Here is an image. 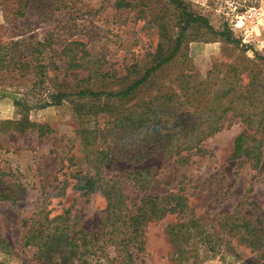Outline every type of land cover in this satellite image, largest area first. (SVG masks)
<instances>
[{"label": "rangeland", "instance_id": "rangeland-1", "mask_svg": "<svg viewBox=\"0 0 264 264\" xmlns=\"http://www.w3.org/2000/svg\"><path fill=\"white\" fill-rule=\"evenodd\" d=\"M132 1L124 7L116 0H0V193L15 199L0 197V264H45L34 247L24 245L23 226L24 217L42 204L54 214L69 209L79 228L99 236L107 199L100 191L83 194L73 188L77 173L95 172L91 165L97 156L86 137L108 125L110 113L147 101L161 86L173 88L185 61L202 76L212 67L220 77L234 68L229 75L238 74L241 86L256 81L264 93V0H184L214 27L231 28L248 48L192 24L176 60L135 99L74 97L23 114L15 101L46 95L52 87L94 83V88L111 89L101 82L104 73L128 79L142 73L158 42L153 12L164 15L175 35L185 24L182 11L169 0ZM12 43L17 45L7 46ZM9 59L14 65L7 64ZM79 65L93 67L89 82L83 81L92 68ZM23 116L31 126L16 124ZM245 129L241 122L226 125L202 143L205 152L187 161L164 149L129 160L117 136L99 140V149L110 145L117 151L99 160L98 172L121 188L128 204L151 195L184 198V205H173L174 212L148 224L130 262L124 248L108 244L114 259L106 264H264V140L261 166L241 163L233 146ZM251 225L258 229L250 231Z\"/></svg>", "mask_w": 264, "mask_h": 264}, {"label": "trees", "instance_id": "trees-1", "mask_svg": "<svg viewBox=\"0 0 264 264\" xmlns=\"http://www.w3.org/2000/svg\"><path fill=\"white\" fill-rule=\"evenodd\" d=\"M169 1L182 11L185 24L175 35L169 21L161 12L151 14L158 30V42L155 51L149 54L150 61L138 76L133 79L111 77L108 72L103 74L101 82L111 89L103 86L94 88V83L90 87H82V85H74V87L66 85L65 88L57 89L52 87L46 95L43 94L32 100L15 101L16 106L27 115L32 108L60 105L74 97L98 101L101 98L108 101L114 99L123 103L133 100L153 81V77L164 66L176 60L182 50L186 30L192 24H201L214 36H219L228 43L242 44L245 49L248 48L234 36L231 28L214 27L206 17L191 11L184 0ZM116 2L118 6H133L132 0H116ZM14 45L17 43L7 46L12 48ZM10 60L7 64L14 65ZM184 63V68L175 78L176 85L173 87L175 89L171 86H161L147 101L138 100L115 116L110 113L106 117L108 125L99 127L92 136L86 137L87 144L94 147L97 156L91 165L95 172L77 173L73 188L83 194L100 191L107 199L108 207L99 236H92L79 228L78 216L71 214L69 209L63 210L61 214H54L53 209H48L42 204L32 214L24 217L23 226L27 229L24 245L34 247L35 255L42 258L45 264H89L91 261L94 262L93 264H101V262L106 264V261L114 259L107 251L110 243L124 248L128 253L127 261L130 262L134 249H141L143 241L139 239L142 238L148 224L174 212L177 206L173 205H184V198L178 194L145 196L139 201H131L128 204V198L121 188L110 180L105 181L98 172L102 164L99 160L102 157L108 160L117 151V146L110 145L99 149L97 143L101 139L107 142L108 139L117 136V144L122 143L123 146L121 154H127L129 160H136L138 156H141L139 159L143 158V155L147 157L154 151L164 149L166 154L173 153L180 160L187 161L192 155L205 152L202 143L207 138L221 131L226 125L241 122L246 125V129L234 140L233 156L242 159L241 163H249L255 169L261 166L264 93L258 92V83L252 81L244 87L241 86L238 74L229 75L234 69L230 66L231 69H227L228 74L224 77H220V72L217 73L218 67H212L205 76H202L194 69L192 61ZM24 66L25 64L21 65ZM78 68L88 70L92 68L89 78L83 81L89 82L90 77L93 76V67L79 65ZM165 88L166 91H163ZM23 117L22 120L16 121V124L23 125L27 122L28 126H31L26 116ZM38 131L44 132L39 126ZM0 197L15 200L12 194L5 191L0 193ZM244 226L247 228L250 225L247 223ZM251 226L252 232L258 229V225ZM122 235L125 237H121ZM253 242L250 241L251 246H255Z\"/></svg>", "mask_w": 264, "mask_h": 264}]
</instances>
